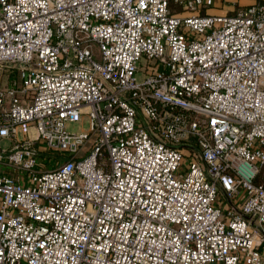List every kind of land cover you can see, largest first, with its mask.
<instances>
[{"label": "built area", "instance_id": "1", "mask_svg": "<svg viewBox=\"0 0 264 264\" xmlns=\"http://www.w3.org/2000/svg\"><path fill=\"white\" fill-rule=\"evenodd\" d=\"M211 1L0 0V264H264V0Z\"/></svg>", "mask_w": 264, "mask_h": 264}, {"label": "rangeland", "instance_id": "2", "mask_svg": "<svg viewBox=\"0 0 264 264\" xmlns=\"http://www.w3.org/2000/svg\"><path fill=\"white\" fill-rule=\"evenodd\" d=\"M221 2L226 6L225 7L226 9L232 10L235 7L234 4H233V6H230V4H232V3L229 0H221ZM245 2H247V0H240L239 1V4L240 5L247 4ZM222 3H220V4L222 5ZM93 55L96 58H100V48L97 45L94 48ZM9 74H10V71L8 69H5V71H4V78L5 79L8 78ZM140 76H142V74H140ZM5 79H4V81H5ZM68 127L71 130L88 129L90 127V119L89 118H84V119L79 120V121L69 122L68 123ZM7 140L8 139H4V141H3V144H6V146L8 145L7 144L8 143ZM61 157H62V153H59V152H56V153L54 152L53 155L51 156V158H53V160H55L54 161L55 164H57L58 161L61 160ZM47 166H48V168H51L52 167V164L51 163H48ZM260 175H261V177H260ZM260 175H259L260 178H264V165L262 167V170H261ZM225 199H226V196L224 195V192L221 191L219 193V201H220V203L223 204L224 201H225Z\"/></svg>", "mask_w": 264, "mask_h": 264}, {"label": "crops", "instance_id": "3", "mask_svg": "<svg viewBox=\"0 0 264 264\" xmlns=\"http://www.w3.org/2000/svg\"><path fill=\"white\" fill-rule=\"evenodd\" d=\"M231 1L232 4H230V6H233V4L235 5V7L232 10L226 9L225 5L221 2V0H212L210 5L206 8L207 12L209 13H216V14H228V13H234L238 7L242 6L239 4L240 0H229ZM254 1L257 0H247V2L245 3H252ZM222 3V5L220 4ZM245 5V4H244ZM262 251L264 254V244L262 246Z\"/></svg>", "mask_w": 264, "mask_h": 264}, {"label": "trees", "instance_id": "4", "mask_svg": "<svg viewBox=\"0 0 264 264\" xmlns=\"http://www.w3.org/2000/svg\"><path fill=\"white\" fill-rule=\"evenodd\" d=\"M260 177H261V175H260ZM260 177H259L257 180H259V181H260V180H263V179H264V178H260Z\"/></svg>", "mask_w": 264, "mask_h": 264}]
</instances>
